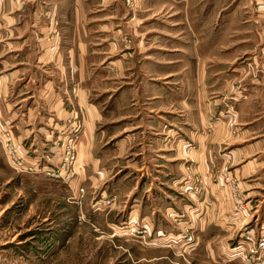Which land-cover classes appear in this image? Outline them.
Here are the masks:
<instances>
[{
    "label": "rangeland",
    "instance_id": "obj_1",
    "mask_svg": "<svg viewBox=\"0 0 264 264\" xmlns=\"http://www.w3.org/2000/svg\"><path fill=\"white\" fill-rule=\"evenodd\" d=\"M160 1L149 0L150 8L144 9L140 8L137 0L125 2L124 14L119 10L118 15H122V24L130 21V25L127 31L118 25L117 29H121L117 33L119 43L111 54L105 53L97 59L99 72L111 60L114 64L131 58L138 66L144 60L149 70H156L145 74L150 85H182L178 80L179 70L173 73L176 68L172 64L175 61L173 56L174 52L182 53L189 49L186 45L192 43L200 69L196 79L202 80L203 85H229L222 112L206 117L204 132H213L214 125L223 118L229 137L245 134L239 145L264 140V136L251 138L253 136L248 132L253 127L250 119H262L264 116L256 114L262 108L261 85H264V0H164L165 5L155 6ZM186 35H192V38ZM158 45L166 48L165 64L157 62L158 57L161 60V55L155 53ZM145 47L148 48L146 52L135 56L139 49ZM133 51L135 53L131 54ZM139 57H142L140 61ZM185 58L181 61H186ZM158 67L160 75L157 74ZM163 69L166 76L161 73ZM125 81L118 85H125ZM108 82L103 81L100 84L103 89L92 95L93 99L101 101L103 111L109 107V102L105 103L110 94ZM137 83L133 78L129 84ZM229 108L232 110H227ZM110 121L105 120L99 127L105 133L102 152H107V145L126 134L130 136L131 143L121 152L104 153L101 180L84 186L85 218L82 216L84 221L80 224H75L74 218L57 219L65 204L48 192L49 187L43 184H48L45 179L38 181L31 175L42 172L50 175L51 170L40 167V159L33 162L34 157H31L30 161L29 153L14 141L11 131H0V264H259L264 250L258 248V243L264 235L256 237L251 231L253 206H246L245 197L237 185L238 179L230 173L233 166L229 162H225L210 180L229 188L232 214L241 218L230 225L235 229L231 235L226 231L224 235H217L213 229L207 230V223L220 228L221 219L213 222L197 217L183 219L180 218L182 212L175 206L180 205L184 211L183 206L189 204L184 197L190 196L179 193L181 190L174 184V177L179 178L176 184H181L178 185L187 183L184 190L194 195L202 193L205 183L201 176L192 172L189 158H185L187 162H181L185 173L178 172L179 168L168 152L162 153L165 163H161V168L146 169L142 158L147 155L151 133L147 128L137 126L140 123H134L132 119ZM168 133L171 136L166 135ZM165 135L162 138L166 143H172L173 136H176L173 131H167ZM61 140L63 142L58 147L62 157L53 174H59L62 169L70 173L76 161L77 135L71 134ZM262 143L261 151H264ZM183 146L179 149L188 156L192 142L189 140ZM9 147L16 156H20L21 166L14 163ZM69 149L75 157L67 163ZM25 159L30 162L24 163ZM159 169L163 170L161 174L157 173ZM263 171L264 167L258 175L263 177ZM251 176L255 177L254 171ZM77 192L83 196L84 189ZM174 207L177 211L168 210ZM173 212L177 214L176 218L171 216ZM174 219L181 223L174 222ZM64 221L75 227L73 239L66 247L48 249L47 239L42 246L38 245L36 238L44 241L45 228L57 224V229H60ZM39 229L43 235L36 234ZM222 241H227V245L224 246Z\"/></svg>",
    "mask_w": 264,
    "mask_h": 264
},
{
    "label": "crops",
    "instance_id": "obj_2",
    "mask_svg": "<svg viewBox=\"0 0 264 264\" xmlns=\"http://www.w3.org/2000/svg\"><path fill=\"white\" fill-rule=\"evenodd\" d=\"M126 1L0 0V131H11L14 141L29 153L30 161L31 157H34L33 162L40 159V167L51 170L50 175L43 172L31 175L38 181L45 179L48 184H43L49 187L48 192L65 204L57 215L58 220L74 218L75 224L84 221V186L101 180L105 154L121 152L131 143L130 136L126 134L107 145V152H102L105 133L99 127L105 120L126 118L140 123L137 126L145 127L151 133L147 155L142 158L146 169L161 168V163H165L162 153L168 152L176 162L174 165L179 168L178 172L183 171L181 162H187L185 158H189L193 165L192 172L204 180L202 193L194 195L184 190L187 183L178 185L181 184H176L179 178L172 177L181 190L179 193L190 196L184 197L189 202L188 206H183L184 211L180 205H175L182 212L180 218L197 217L206 222L221 219L220 228L214 223H207V230L213 229L217 235H224V231L231 235L235 231L230 225L238 222L241 216L232 214L229 188L210 180L225 162H229L233 166L230 173L238 179L237 185L245 197L246 206H253L251 231L256 237L264 235V175H258L264 167V155L261 154L264 153L261 151L264 140L239 145L238 142L245 139V134L229 137L226 121L222 117L214 125L213 132H204L206 117L222 112L229 85H203L202 80L196 79L200 69L195 61L192 43L186 45L189 49L182 53L174 52L173 56L175 61L180 60L172 64L176 65L173 73L179 70L181 74L178 80L182 85H150L146 82L145 74L150 71L155 73L156 70H149L144 60L139 66L131 58L114 64L111 60L99 72L97 59L116 50L118 31H127L130 25V21L122 24L120 19L126 9ZM137 1L141 9L150 8L149 0ZM156 3L157 7L165 5L164 0ZM119 10L121 16L118 15ZM119 24L121 29H117ZM186 36L192 38V35ZM158 46L155 53L161 55V60L158 57L157 62L159 65L165 64L166 48ZM147 50V47L139 49L135 56ZM181 58L187 60L181 61ZM161 73L166 76L167 72L163 69ZM133 78L138 82L136 85L129 84ZM102 80L109 81L106 84L110 91L109 100L105 101L109 102V107L105 111L102 110L101 101L92 97L95 91L103 89V85H100ZM122 80H126L125 85H118ZM261 86L262 108L256 113L257 116L264 115V85ZM257 120L259 122L255 123ZM250 122L253 125L248 130L253 136L251 138L264 136V133L260 134L264 132V116L262 119L254 117ZM167 131L176 134L172 143H166L162 138L171 136L169 133L165 135ZM71 134L78 137L72 171L67 174L62 169L59 174H53L62 157L58 145L63 142L61 139ZM189 140L192 149L187 156L179 146L182 147ZM30 161L25 159L24 163ZM252 171L255 177L251 176ZM162 172L159 169L157 173ZM80 188L84 189L83 196L77 192ZM253 202L258 204L254 205ZM168 210L177 211L175 207ZM176 215L175 212L171 214L173 218ZM176 221L181 223L174 219ZM61 224L63 227L60 229H57V224L45 228L44 241L36 238L38 245L44 244L47 239L48 249L66 247L73 239L75 227L69 221ZM36 234H42L41 229ZM222 243L226 246L228 242ZM211 255L213 257L212 251Z\"/></svg>",
    "mask_w": 264,
    "mask_h": 264
},
{
    "label": "built area",
    "instance_id": "obj_3",
    "mask_svg": "<svg viewBox=\"0 0 264 264\" xmlns=\"http://www.w3.org/2000/svg\"><path fill=\"white\" fill-rule=\"evenodd\" d=\"M227 110H232L231 108ZM232 118H235V115H233ZM232 120V119H231ZM234 121V120H232ZM8 152H10V156L13 159L14 163L17 164V166H21L22 162L19 161L20 156H16L14 152L11 150V147H9ZM73 157H75L74 152H72L70 149L67 151V163H70L73 160ZM81 191V190H80ZM258 248L264 250V237L260 239V242L258 243ZM259 264H264V257L262 256V259L258 260ZM257 264V263H256Z\"/></svg>",
    "mask_w": 264,
    "mask_h": 264
}]
</instances>
